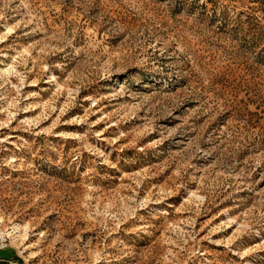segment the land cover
<instances>
[{"label":"rangeland","instance_id":"374dc122","mask_svg":"<svg viewBox=\"0 0 264 264\" xmlns=\"http://www.w3.org/2000/svg\"><path fill=\"white\" fill-rule=\"evenodd\" d=\"M0 264H264V0H0Z\"/></svg>","mask_w":264,"mask_h":264},{"label":"built area","instance_id":"2783aa9c","mask_svg":"<svg viewBox=\"0 0 264 264\" xmlns=\"http://www.w3.org/2000/svg\"><path fill=\"white\" fill-rule=\"evenodd\" d=\"M6 242H7V237L4 232H0V251L5 250L6 248Z\"/></svg>","mask_w":264,"mask_h":264}]
</instances>
